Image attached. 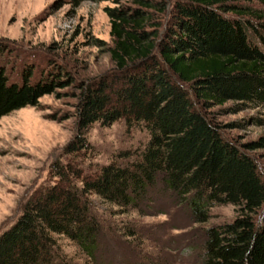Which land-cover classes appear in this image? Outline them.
Returning a JSON list of instances; mask_svg holds the SVG:
<instances>
[{
	"label": "trees",
	"instance_id": "16d2710c",
	"mask_svg": "<svg viewBox=\"0 0 264 264\" xmlns=\"http://www.w3.org/2000/svg\"><path fill=\"white\" fill-rule=\"evenodd\" d=\"M91 1L116 3L105 8L112 68L81 84L77 132L63 147L68 158L50 163V182L0 231V264H52L54 235L92 255L99 226L87 195L140 211L155 190L195 223L212 206L236 208L231 221L203 229L199 264H264V176L206 113L228 99L264 107V0L258 8L254 0ZM48 68L25 67L10 80L0 66V116L63 84ZM118 118L141 123L146 142L121 152L125 160L83 171L76 156L86 150L87 126ZM255 144L262 139L244 146Z\"/></svg>",
	"mask_w": 264,
	"mask_h": 264
},
{
	"label": "rangeland",
	"instance_id": "374dc122",
	"mask_svg": "<svg viewBox=\"0 0 264 264\" xmlns=\"http://www.w3.org/2000/svg\"><path fill=\"white\" fill-rule=\"evenodd\" d=\"M114 5L91 0L74 6L67 0H0V66L9 79H17L25 67L45 71L53 66L63 81L34 106L0 116V231L36 187L50 182V163L68 158L63 147L77 132L81 84L112 68L105 8ZM251 5L262 7L256 0ZM50 60L55 63L50 65ZM206 113L223 135L254 157L264 176V107L228 99L210 105ZM83 136L87 147L76 158L83 171H91L112 160H125L119 158L121 152L142 147L148 133L141 123L129 125L118 118L105 125L92 122ZM259 139L262 145L245 148ZM155 191L140 211L87 195L99 226L96 250L88 255L72 240L54 235L52 264H199L203 229L231 221L236 208L212 206L207 220L195 223L181 204Z\"/></svg>",
	"mask_w": 264,
	"mask_h": 264
}]
</instances>
